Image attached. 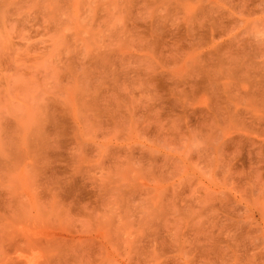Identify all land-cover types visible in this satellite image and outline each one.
<instances>
[{"label":"rangeland","instance_id":"1","mask_svg":"<svg viewBox=\"0 0 264 264\" xmlns=\"http://www.w3.org/2000/svg\"><path fill=\"white\" fill-rule=\"evenodd\" d=\"M246 77L264 0H0V264H264Z\"/></svg>","mask_w":264,"mask_h":264},{"label":"bare ground","instance_id":"2","mask_svg":"<svg viewBox=\"0 0 264 264\" xmlns=\"http://www.w3.org/2000/svg\"><path fill=\"white\" fill-rule=\"evenodd\" d=\"M214 23H215V21H214ZM215 24H216V23H215ZM210 25H213V26H214L213 22H212V24H210ZM208 27H209V26H208ZM211 27H212V26H210L209 28H211ZM207 29H208V28H207ZM201 32H202V31H201ZM215 32H217V31H215ZM212 35H213V34H212ZM215 35H216V33H215ZM199 36L201 37L202 34L199 35ZM210 36H211V35H210ZM205 37H206V36H205ZM205 37H203V38H205ZM212 37H213V36H212ZM199 42H200V41H199ZM203 42H204V41H203ZM204 44H205V43H204ZM214 49H215V48H214ZM223 49H224V48H223ZM223 49H222V50H223ZM218 50H219V49H218ZM222 50H220V51H222ZM224 50H225V49H224ZM229 50H230V49H229ZM234 50H235V49H234ZM237 50H238V49H237ZM213 52H218V51H213ZM214 54H215V53H214ZM216 54H217V53H216ZM233 55H234V54H233ZM240 55L242 56V54H240ZM201 57H202V56H201ZM231 57H232V56H231ZM203 58H204V57H203ZM237 58H238V57H237ZM240 58H241V57H240ZM230 59H231V58H230ZM216 60H217V59H216ZM228 60H229V59H228ZM238 60H240V59H238ZM217 61H218V60H217ZM236 61H237V60H236ZM242 61H243V60H242ZM242 61L240 62L241 64H240V63H237V65L239 64V66L236 65V67L239 68L240 66H243V65H244V62L242 63ZM213 62H214V61H213ZM213 62H212V63H213ZM233 62H234V61H233ZM237 62H238V61H237ZM208 65H209V64H208ZM213 65H214V64H213ZM216 65H217V64H216ZM233 65H234L233 68H235V64H233ZM243 67H244V66H243ZM216 68L218 69V66H216ZM241 68H242V67H240L239 69H241ZM244 68H245V67H244ZM198 70H199V69H198ZM209 70H210V69H209ZM234 70H237V68H235ZM243 70H244V69H243ZM245 70H246V69H245ZM215 71H218V72H219V70H215ZM248 72H249V70L247 71V73H248ZM206 73H207V72H205V73L202 72V74H206ZM245 73H246V72H245ZM246 75H247V74H246ZM207 76H208V75H207ZM248 76H250V74H249ZM208 78H209V77H208ZM258 78H259V77L255 78V79L257 80ZM260 78H261V77H260ZM262 78H263V77H262ZM262 78H261V79H258V80H262ZM210 79H211V78H210ZM243 79H245V78H243ZM246 79H248V78L246 77ZM246 79H245V80H246ZM206 80H208V79L206 78ZM248 80H249V79H248ZM252 80H253V81L249 80V81H251L250 83H248L249 81H248V82L245 81V83H246L245 86H248L247 84H250V85H251V83H252V84L256 83V86H255V87H257V86H260V87H261V85H264V82H263V81L260 82V83H262L261 85H257V84H260L259 81L255 82L256 80L254 81V78H253ZM263 80H264V79H263ZM208 81H210V80H208ZM216 81H217V80H216ZM212 84H213V83H212ZM212 84H211V85H212ZM216 84H217V85H216ZM216 84H215V86H218V83H217V82H216ZM242 84H244V83H241V85H242ZM241 85H239V88H241L240 90L242 91V90H244V87H241ZM221 88H222V92H223V93H227L226 91H228V86H227V88H226L225 86L222 85ZM223 88H224V89L226 88L227 90H226V89L224 90ZM215 89H216V87H215ZM246 89H247V88H246ZM250 89H251V88H250ZM261 89L263 90V87H262ZM216 90H218V89H216ZM223 90H224L225 92H224ZM230 90H231V89H230ZM247 90H249V89H247ZM256 90H258V89H256ZM219 91H220V87H219ZM251 91H252V90H251ZM254 91H255V90H254ZM260 91H261V90H260ZM263 91H264V90H263ZM245 92H246V90H245ZM252 92H253V91H252ZM220 93H221V92H220ZM220 93H218V94H220ZM249 93H251L250 90H249L248 92H246L245 95H246V94L249 95ZM256 93H257V92H256ZM256 93H255V94H256ZM216 94H217V92H216ZM221 94H222V93H221ZM230 94L232 95V92H230ZM243 94H244V93H243ZM252 94H253V93H252ZM222 95H223V94H222ZM227 95H228V93H227ZM248 95H247V96H248ZM215 96H216V95H215ZM228 96H230V95H228ZM228 96L226 97V95H224V97H225L226 99H224L223 97H220V98H223V99H222L223 101H224V100H225V101H226V100L229 101V99H228L229 97H228ZM233 96H234V95H233ZM245 97H246V96H245ZM215 98H216V97H215ZM217 98H219V97H217ZM247 98H248V97H247ZM245 99H246V98H245ZM216 100H217V99H216ZM219 100H220V99H219ZM230 100H233V99L231 98ZM223 101H222V102H223ZM219 102H220V101H219ZM222 102H221V103H222ZM226 102H227V101H226ZM219 104H220V103H219ZM223 104H225V102L222 103V106H224ZM226 104H227V103H226ZM216 105H217V104H216ZM228 105L231 107V105H235V104H231V105H230L229 102H228ZM228 105H227V106H228ZM225 107H226V106H225ZM225 107H224V109H225ZM217 108H218V106H217ZM217 108H216V109H217ZM221 108H222V107H219V109H221ZM217 111H218V110H217ZM220 111H222V109H221ZM226 112H228V111H226ZM208 113H209V112H208ZM214 114H216V113H214ZM218 114H219V113H218ZM228 114H229V113H228ZM226 115H227V113H226ZM49 193H50V198L52 197L51 200H52L53 202H55V201H56V200H55V194L52 193V192H49ZM13 195H15V193H13ZM69 203H70V202H69ZM69 203L65 204L64 206H70L71 203H70V204H69ZM0 215L2 216V213H1V212H0ZM25 243H26L27 245H29V246H32V245L35 244V242H33V244H32V241L29 240V239L25 240ZM16 256H17V255H16ZM3 257H4V256H3ZM21 258H22V257H21ZM52 258H53V257H52ZM4 263H5V262H4ZM9 263H10V262H9ZM14 263L16 264V262H14ZM46 263H47V262H46ZM50 263H51V262H50Z\"/></svg>","mask_w":264,"mask_h":264}]
</instances>
